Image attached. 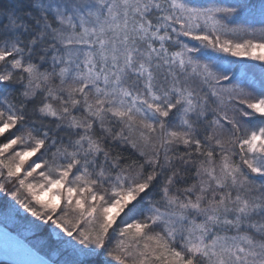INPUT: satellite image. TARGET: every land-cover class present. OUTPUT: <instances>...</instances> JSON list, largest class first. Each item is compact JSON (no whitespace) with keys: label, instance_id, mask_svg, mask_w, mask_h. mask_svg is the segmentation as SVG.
<instances>
[{"label":"snow or ice","instance_id":"1","mask_svg":"<svg viewBox=\"0 0 264 264\" xmlns=\"http://www.w3.org/2000/svg\"><path fill=\"white\" fill-rule=\"evenodd\" d=\"M18 218L13 264H264V0H0Z\"/></svg>","mask_w":264,"mask_h":264},{"label":"water","instance_id":"2","mask_svg":"<svg viewBox=\"0 0 264 264\" xmlns=\"http://www.w3.org/2000/svg\"><path fill=\"white\" fill-rule=\"evenodd\" d=\"M30 244L8 227L0 224V262L37 259L29 255ZM42 255V254H41Z\"/></svg>","mask_w":264,"mask_h":264},{"label":"trees","instance_id":"3","mask_svg":"<svg viewBox=\"0 0 264 264\" xmlns=\"http://www.w3.org/2000/svg\"><path fill=\"white\" fill-rule=\"evenodd\" d=\"M224 3L228 4L231 3L232 0H223ZM258 19V17H257ZM258 26V25H257ZM23 215V214H22ZM23 223L19 222L16 219V223L12 224V225H7L4 222L0 221V224L8 227L9 229H11L12 231L16 232L18 235H20L26 242H28L30 245H35L34 243V239L39 238L41 241V238L46 236V230H40V231H36L35 233H33L31 231L30 234L25 235V232H29L30 230L27 228L26 222L24 220H22ZM14 223V222H13ZM29 230V231H28ZM33 240V241H32ZM37 247H40V242L36 245ZM42 254V253H41ZM0 264H11L8 262H0Z\"/></svg>","mask_w":264,"mask_h":264},{"label":"rangeland","instance_id":"4","mask_svg":"<svg viewBox=\"0 0 264 264\" xmlns=\"http://www.w3.org/2000/svg\"><path fill=\"white\" fill-rule=\"evenodd\" d=\"M19 222H21V223H23V221H22V219H17ZM2 222H4L5 224H7V225H12V224H15L16 223V220L14 221V223L12 222V221H8V222H5V221H2ZM29 231V230H28ZM31 233V231H29V232H25V235H28V234H30ZM33 241V240H32ZM40 242V239L39 238H37V239H34V243H35V245H37L38 243Z\"/></svg>","mask_w":264,"mask_h":264}]
</instances>
